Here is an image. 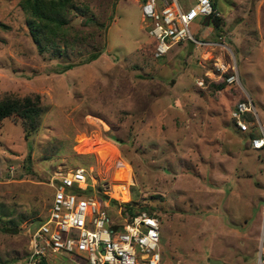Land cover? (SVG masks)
<instances>
[{"label":"rangeland","instance_id":"rangeland-1","mask_svg":"<svg viewBox=\"0 0 264 264\" xmlns=\"http://www.w3.org/2000/svg\"><path fill=\"white\" fill-rule=\"evenodd\" d=\"M19 1L0 0V100L38 93L44 112L31 149L17 115L0 121V264L24 259L52 173L78 166L99 183L132 181L133 208L159 217L160 264L257 263L264 150L230 112L249 96L264 125V0H213L216 22L191 24L206 44L160 57L135 0H73L66 35L43 52Z\"/></svg>","mask_w":264,"mask_h":264},{"label":"built area","instance_id":"built-area-1","mask_svg":"<svg viewBox=\"0 0 264 264\" xmlns=\"http://www.w3.org/2000/svg\"><path fill=\"white\" fill-rule=\"evenodd\" d=\"M135 1L144 26L155 40V57L166 54L173 44L189 40L194 47L206 44L194 37L191 24L199 16L218 15L212 0H192L188 6L181 0ZM213 63L226 75V83L240 84L234 65L221 56ZM230 115L238 130L247 131L246 142L264 150V125L250 97L237 101ZM120 184L126 190V200L114 189ZM131 184L99 183L83 166L66 172L55 170L48 179L52 189L48 213L30 232L27 252L19 264H160L159 217L146 210L130 213L122 205L131 201ZM255 264H264V226Z\"/></svg>","mask_w":264,"mask_h":264},{"label":"trees","instance_id":"trees-1","mask_svg":"<svg viewBox=\"0 0 264 264\" xmlns=\"http://www.w3.org/2000/svg\"><path fill=\"white\" fill-rule=\"evenodd\" d=\"M212 4L216 9L213 0ZM19 5L26 14L30 35L39 52L46 50L48 46L53 44L54 40L66 35V13L73 8V0H20ZM210 18L216 22L218 17L213 14ZM218 87H222V85L219 84ZM43 112L44 106L41 104V96L38 93L22 97L6 96L0 100V121L11 115H17L22 121L29 149L32 147L29 136L38 130ZM133 204L134 201L132 200L122 203L130 213L145 210H136L133 208ZM146 211L152 213L150 210Z\"/></svg>","mask_w":264,"mask_h":264},{"label":"bare ground","instance_id":"bare-ground-1","mask_svg":"<svg viewBox=\"0 0 264 264\" xmlns=\"http://www.w3.org/2000/svg\"><path fill=\"white\" fill-rule=\"evenodd\" d=\"M210 45V44H209ZM117 182H119L120 183V181L117 179ZM114 189H115V191H117V190H119V191H121V193H123V200H126L127 199V197L125 196V195H127L126 193H125V188L123 187V185H117V186H115L114 187Z\"/></svg>","mask_w":264,"mask_h":264},{"label":"water","instance_id":"water-1","mask_svg":"<svg viewBox=\"0 0 264 264\" xmlns=\"http://www.w3.org/2000/svg\"><path fill=\"white\" fill-rule=\"evenodd\" d=\"M187 51H188V53L191 51V50H193V48H194V42L192 41V40H189V41H187Z\"/></svg>","mask_w":264,"mask_h":264}]
</instances>
